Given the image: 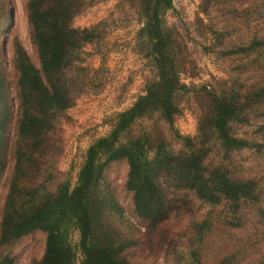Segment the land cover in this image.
<instances>
[{
    "label": "trees",
    "instance_id": "1",
    "mask_svg": "<svg viewBox=\"0 0 264 264\" xmlns=\"http://www.w3.org/2000/svg\"><path fill=\"white\" fill-rule=\"evenodd\" d=\"M137 1L142 22L138 44L154 74L144 93L115 115L110 131L84 150L76 178L71 172L63 178L57 175L52 162L56 133L64 114L94 79L86 74L85 49L103 31L98 25L75 26L76 17L88 8L87 0L26 1L40 66L16 40L19 111L14 166L0 213V246L41 231L45 248L36 264H131L130 252L138 242L112 218H121L123 210L102 186L106 170L116 161L127 162L126 188L135 212L152 231L169 218L171 201L176 209L181 201L222 207L224 221L240 226L243 207H258L264 201V177L240 174L235 167L237 153L264 151V0H249L255 4L243 14L235 9L244 28L241 37L233 40L236 29L219 22L211 25L223 56H240L243 73L255 69L262 75L251 82L239 76L210 90L209 107L199 118L195 136L176 127L183 113L181 99L190 88L182 78V45L167 19L174 0ZM219 6L225 5L204 0L202 11L211 18ZM252 126V134L237 132ZM258 209L264 220V207ZM214 226L213 216L194 219L176 264H209L201 258L199 246ZM233 257L227 255L219 263L233 264ZM0 264H15V259L7 254Z\"/></svg>",
    "mask_w": 264,
    "mask_h": 264
},
{
    "label": "rangeland",
    "instance_id": "2",
    "mask_svg": "<svg viewBox=\"0 0 264 264\" xmlns=\"http://www.w3.org/2000/svg\"><path fill=\"white\" fill-rule=\"evenodd\" d=\"M27 0H0V213L8 191V180L13 166L14 140L19 111L18 73L13 63L16 40L28 52L31 60L40 66L25 15ZM237 3H236V2ZM204 0H174V10L167 15L168 23L179 38L186 59L183 81L189 85V94L181 99L183 113L176 127L184 135L197 134L200 116L209 107L210 90L219 89L239 76L257 80L262 71L243 73V58L223 56L216 35L210 27L214 22L227 29H236L241 37L244 28L235 9L243 14L249 9V0H218L210 18L202 11ZM88 8L75 19V26L98 25L102 37L85 49L83 64L86 74L94 77L87 91L78 95L74 106L58 124L56 157L53 163L60 178L71 172L76 178L82 154L98 137L107 134L115 115L130 107L144 93L152 79L153 68L138 44L142 22L137 13V0H87ZM10 10H12L10 14ZM222 10H225L224 14ZM218 48V49H217ZM210 49V50H208ZM216 50V51H215ZM90 84V85H89ZM256 126L238 128V133L252 134ZM235 167L240 174L264 177V151L261 155L243 151L235 155ZM128 164L125 160L113 162L104 174L102 186L121 206L123 213L113 215L119 227L137 240L130 252L131 264H176L181 250L187 245L194 219L215 217L214 231L200 244L201 258L209 264H220L227 255H234L233 264H264V220L259 212L264 207L244 206L242 225H228L222 207L210 209L199 203L190 206L183 201H171L169 218L156 231L134 210L132 194L126 188ZM264 183V180H263ZM119 214V213H117ZM223 217V218H222ZM240 226V227H238ZM45 234L41 231L26 235L11 246H0V259L10 255L15 264H36L43 255Z\"/></svg>",
    "mask_w": 264,
    "mask_h": 264
},
{
    "label": "flooded vegetation",
    "instance_id": "3",
    "mask_svg": "<svg viewBox=\"0 0 264 264\" xmlns=\"http://www.w3.org/2000/svg\"><path fill=\"white\" fill-rule=\"evenodd\" d=\"M12 10H10V14H11Z\"/></svg>",
    "mask_w": 264,
    "mask_h": 264
}]
</instances>
